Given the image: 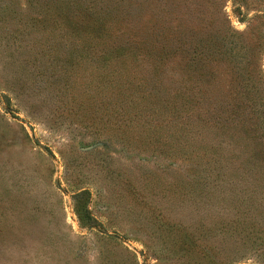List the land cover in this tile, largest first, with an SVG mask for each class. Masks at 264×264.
Wrapping results in <instances>:
<instances>
[{
    "label": "rangeland",
    "instance_id": "1",
    "mask_svg": "<svg viewBox=\"0 0 264 264\" xmlns=\"http://www.w3.org/2000/svg\"><path fill=\"white\" fill-rule=\"evenodd\" d=\"M58 1L0 0V264H264V128L115 111Z\"/></svg>",
    "mask_w": 264,
    "mask_h": 264
},
{
    "label": "trees",
    "instance_id": "2",
    "mask_svg": "<svg viewBox=\"0 0 264 264\" xmlns=\"http://www.w3.org/2000/svg\"><path fill=\"white\" fill-rule=\"evenodd\" d=\"M228 2L242 19L255 8L244 29L233 28ZM57 4L66 39L75 47L70 55L77 65L90 61L98 96L115 111L133 114L134 106L159 102L178 112L203 109L218 115L223 127L264 128V31L251 26L264 17V0Z\"/></svg>",
    "mask_w": 264,
    "mask_h": 264
}]
</instances>
